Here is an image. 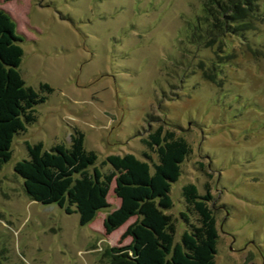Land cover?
<instances>
[{"label":"rangeland","instance_id":"obj_1","mask_svg":"<svg viewBox=\"0 0 264 264\" xmlns=\"http://www.w3.org/2000/svg\"><path fill=\"white\" fill-rule=\"evenodd\" d=\"M202 3L0 0L23 39L22 79L35 90L39 83L54 89L0 168V264H130L128 252L114 260L106 252L130 244L123 235L134 221L106 235L103 220L120 205L114 184L110 207L81 227L77 215L31 201L13 168L26 158L27 144L68 145L76 128L105 173L107 156L141 158L147 151L142 139L157 127L148 126L147 115L176 122L192 149L171 187L176 240L184 230L182 188L193 184L205 195L208 186L219 235L216 264H264V0L245 37L194 49L184 29ZM218 56L230 58L220 65ZM213 68L217 77L207 80Z\"/></svg>","mask_w":264,"mask_h":264},{"label":"trees","instance_id":"obj_2","mask_svg":"<svg viewBox=\"0 0 264 264\" xmlns=\"http://www.w3.org/2000/svg\"><path fill=\"white\" fill-rule=\"evenodd\" d=\"M260 2L203 0L200 15L187 23L183 39L194 49H216L227 36L245 37L261 16ZM16 32L12 17L0 8V168L12 158L14 139L37 122L35 108L54 93L47 83H39L35 90L22 79L23 39ZM229 58L218 56V63ZM212 70V75L204 76L207 80L217 77ZM146 122L149 127L157 124L142 139L147 151L141 158L131 153L107 156L101 166L109 165L111 170L105 173L97 169V154L85 149L84 135L76 128L68 145L59 143L46 150L41 143L27 144V156L15 163L14 173L31 201L77 215L81 227L110 207L107 197L114 184L113 194L120 205L103 220L106 235L129 219L134 221L123 235L130 238V244L106 251L111 260L128 257L123 254L128 252L130 264H216L219 235L209 207L213 196L208 186L205 195H200L193 184L182 188L186 211L180 214L184 230L179 240L169 214L173 206L171 187L179 180L192 149L177 134L180 126L176 122L152 115L146 116ZM191 215L196 217L195 223ZM117 253V257L112 256Z\"/></svg>","mask_w":264,"mask_h":264}]
</instances>
